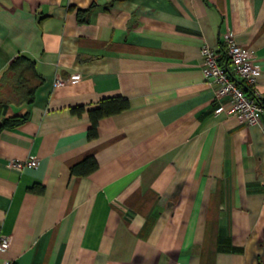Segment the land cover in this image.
<instances>
[{
    "label": "crops",
    "instance_id": "0c3cea01",
    "mask_svg": "<svg viewBox=\"0 0 264 264\" xmlns=\"http://www.w3.org/2000/svg\"><path fill=\"white\" fill-rule=\"evenodd\" d=\"M226 31L264 95V0H0V75L25 55L37 84L0 104L27 113L0 128V260L264 264V112L239 122L201 65ZM117 95L88 137V110Z\"/></svg>",
    "mask_w": 264,
    "mask_h": 264
},
{
    "label": "built area",
    "instance_id": "2783aa9c",
    "mask_svg": "<svg viewBox=\"0 0 264 264\" xmlns=\"http://www.w3.org/2000/svg\"><path fill=\"white\" fill-rule=\"evenodd\" d=\"M222 44L223 51L207 44L201 46L202 71L207 80L215 84V96L227 100L229 112L239 122L256 123L264 112V95L253 87L255 70L252 51L237 43L231 31L223 34ZM63 81V78L56 77L54 83L61 84ZM70 81L76 79L72 78ZM244 84L249 85L252 91H247ZM38 161V157L31 154L24 159L12 160L11 164L17 168H31L35 167ZM8 247L9 236L0 232V250H6ZM0 264L13 262L4 259L0 260Z\"/></svg>",
    "mask_w": 264,
    "mask_h": 264
},
{
    "label": "trees",
    "instance_id": "16d2710c",
    "mask_svg": "<svg viewBox=\"0 0 264 264\" xmlns=\"http://www.w3.org/2000/svg\"><path fill=\"white\" fill-rule=\"evenodd\" d=\"M85 9L77 8L76 14L78 21H84L83 12ZM223 51V46L219 48ZM224 61V58L223 60ZM34 72V62L31 58L25 55H17L0 75V104H7L11 101L17 103H31L34 98V90L37 84L31 82L30 74ZM243 83V81H241ZM245 89L252 91L251 87L244 84ZM129 102L125 97L113 96L101 99L97 105L88 110L90 125L88 127V137H95L97 134L98 119L116 113L128 106ZM73 110H80V107H74ZM27 118V113L19 116L3 117L0 120V128L14 127ZM86 165L87 168L93 169L96 167L92 157L84 159L77 166L71 168L72 172L78 171L79 167Z\"/></svg>",
    "mask_w": 264,
    "mask_h": 264
}]
</instances>
